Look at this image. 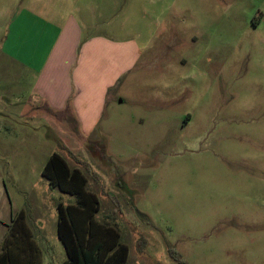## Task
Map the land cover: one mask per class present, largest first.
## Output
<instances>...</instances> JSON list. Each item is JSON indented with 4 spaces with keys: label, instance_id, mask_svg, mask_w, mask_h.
Segmentation results:
<instances>
[{
    "label": "rangeland",
    "instance_id": "1",
    "mask_svg": "<svg viewBox=\"0 0 264 264\" xmlns=\"http://www.w3.org/2000/svg\"><path fill=\"white\" fill-rule=\"evenodd\" d=\"M119 1L85 12V34L119 20L147 49L104 114L72 102L74 87L77 121L32 101L24 77L9 87L26 102L0 92V249L24 211L43 264L66 259L57 203L74 197L42 177L58 152L88 176L129 264H264V0Z\"/></svg>",
    "mask_w": 264,
    "mask_h": 264
},
{
    "label": "crops",
    "instance_id": "2",
    "mask_svg": "<svg viewBox=\"0 0 264 264\" xmlns=\"http://www.w3.org/2000/svg\"><path fill=\"white\" fill-rule=\"evenodd\" d=\"M120 2L0 0V92L8 96L12 94L15 102H26V95L19 92L16 81L15 93L12 91L14 88L9 87L10 76L14 75L19 82L24 77L29 85L27 94L32 101L44 102L48 108L68 112V116L77 121L72 106L66 105L74 87L76 94L72 102H80L81 107L96 108L97 112L92 111L95 115L104 114L119 77L130 75L147 49V44L142 46L138 43L134 32L120 35L119 20L113 19V26L118 30L112 31V35L111 32L85 34L84 26L92 23L85 12H113ZM148 5L146 0H128L130 8L147 10ZM127 26H131V21ZM78 47L81 51L76 61ZM93 114L89 122L95 120ZM72 203H75V198L68 202ZM12 219L7 223L8 232L1 241L0 254L9 239L15 264H43L39 241L43 237L36 236L24 213L17 221H14V216ZM129 257L130 247L128 260Z\"/></svg>",
    "mask_w": 264,
    "mask_h": 264
},
{
    "label": "trees",
    "instance_id": "3",
    "mask_svg": "<svg viewBox=\"0 0 264 264\" xmlns=\"http://www.w3.org/2000/svg\"><path fill=\"white\" fill-rule=\"evenodd\" d=\"M42 177L50 188L75 198L72 204L57 203V234L67 254L62 264H128L129 247L122 242L118 229L97 219L101 203L97 193L88 188V176L80 168H72L62 154L54 152L42 170ZM23 213H19L21 218ZM9 245L8 239L0 254V264H15Z\"/></svg>",
    "mask_w": 264,
    "mask_h": 264
}]
</instances>
